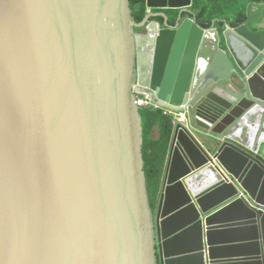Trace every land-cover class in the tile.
Here are the masks:
<instances>
[{
    "label": "water",
    "instance_id": "95a60500",
    "mask_svg": "<svg viewBox=\"0 0 264 264\" xmlns=\"http://www.w3.org/2000/svg\"><path fill=\"white\" fill-rule=\"evenodd\" d=\"M191 6L0 0V264H264V0ZM142 93L177 115L154 207Z\"/></svg>",
    "mask_w": 264,
    "mask_h": 264
},
{
    "label": "trees",
    "instance_id": "16d2710c",
    "mask_svg": "<svg viewBox=\"0 0 264 264\" xmlns=\"http://www.w3.org/2000/svg\"><path fill=\"white\" fill-rule=\"evenodd\" d=\"M257 0H192L191 9L197 23L204 28L231 23L239 25L246 20L247 6ZM136 23L146 15L145 0H129ZM143 131L144 174L151 207H154L159 193L162 174L170 148L173 132L172 118L160 110L140 109ZM157 133V137H155Z\"/></svg>",
    "mask_w": 264,
    "mask_h": 264
},
{
    "label": "built area",
    "instance_id": "2783aa9c",
    "mask_svg": "<svg viewBox=\"0 0 264 264\" xmlns=\"http://www.w3.org/2000/svg\"><path fill=\"white\" fill-rule=\"evenodd\" d=\"M148 13L150 12L147 10ZM135 105L140 109H151V110H160L162 111L163 115L165 116H170L172 118V124L174 125L175 123V118L177 115L168 110L161 108L156 102H154L153 98L149 93H142V94H136L135 96Z\"/></svg>",
    "mask_w": 264,
    "mask_h": 264
},
{
    "label": "crops",
    "instance_id": "0c3cea01",
    "mask_svg": "<svg viewBox=\"0 0 264 264\" xmlns=\"http://www.w3.org/2000/svg\"><path fill=\"white\" fill-rule=\"evenodd\" d=\"M153 12H155V11H152V13ZM257 12H258L257 15H264V10H258ZM157 135L158 134L155 133V137H157ZM170 143H171V141H170ZM166 165H167V160H166ZM165 168H166V166H165ZM165 168H164V171H165ZM164 171H163V174H164ZM163 174H162V178H163ZM161 185H162V179H161V184H160V187H159V192H160V189H161ZM237 240H242V238H239L237 235L232 234L230 236L229 240H227V242H234V241L236 242Z\"/></svg>",
    "mask_w": 264,
    "mask_h": 264
},
{
    "label": "rangeland",
    "instance_id": "374dc122",
    "mask_svg": "<svg viewBox=\"0 0 264 264\" xmlns=\"http://www.w3.org/2000/svg\"><path fill=\"white\" fill-rule=\"evenodd\" d=\"M250 6H252V3H251V4H249V7H250ZM247 9H248V6H247ZM171 13H172V12H169V14H171Z\"/></svg>",
    "mask_w": 264,
    "mask_h": 264
},
{
    "label": "clouds",
    "instance_id": "9594fccd",
    "mask_svg": "<svg viewBox=\"0 0 264 264\" xmlns=\"http://www.w3.org/2000/svg\"><path fill=\"white\" fill-rule=\"evenodd\" d=\"M167 161H168V159H167ZM167 166V165H166ZM166 169V168H165Z\"/></svg>",
    "mask_w": 264,
    "mask_h": 264
}]
</instances>
